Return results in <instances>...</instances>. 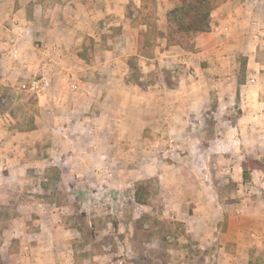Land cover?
<instances>
[{
	"label": "crops",
	"instance_id": "1",
	"mask_svg": "<svg viewBox=\"0 0 264 264\" xmlns=\"http://www.w3.org/2000/svg\"><path fill=\"white\" fill-rule=\"evenodd\" d=\"M122 1L0 0V96L5 87L23 85L38 75L50 80V87L34 97L38 114L30 129H19L14 120L0 117V210L8 209L0 215V250L10 249L18 240L19 247L11 248L10 255L24 264H72L74 256L68 249L70 236L65 233L61 241L50 219L41 214L42 205L24 201L15 193L28 183V177L45 175L50 166L60 176L113 175L118 159H135V148L145 143V134L163 138L159 129H171L180 143H198L202 141L199 137L179 133V129L202 126V121L191 116L201 108L186 105L185 96L197 103L196 84H206L215 76L233 80L241 56L247 74L254 78L251 81H264V63L257 59L264 49V0H224L211 11L208 31L194 35L188 50L164 40L155 56L142 58L147 70L185 65L171 89L127 82L125 58L138 55L136 51L124 53L128 47L137 48V41ZM88 41L92 46H87ZM70 76L76 90L70 88ZM263 90L261 86L256 92ZM165 95L173 96L177 104L171 119L162 111L165 105L157 103ZM228 124H214L229 128L217 140H231L237 129L255 126L241 119ZM197 192L188 204L199 209L200 215L189 211L188 217L206 229L211 226L207 216L216 209V202L206 183L199 184ZM22 207L35 215L22 216ZM263 241L251 244L258 246ZM247 243L238 236L237 255L223 243L214 264H248ZM61 244L63 249L58 247Z\"/></svg>",
	"mask_w": 264,
	"mask_h": 264
},
{
	"label": "rangeland",
	"instance_id": "2",
	"mask_svg": "<svg viewBox=\"0 0 264 264\" xmlns=\"http://www.w3.org/2000/svg\"><path fill=\"white\" fill-rule=\"evenodd\" d=\"M214 1L219 6L224 0ZM181 2H121L137 41V48L128 47L124 52L130 55L136 51L138 55L125 58L129 67L127 82H138L145 88L156 84L174 87L177 82L174 78L184 70V64L147 70L142 58L155 56L164 40L170 43L167 28L163 31V27L173 26L172 13ZM116 31L113 34H118ZM192 38H183L179 44L188 50ZM243 59L242 56L238 59V72L233 80L215 76L206 84H196L193 88L199 95L196 104L190 101L192 96H185L186 105L201 108L191 116L203 123L201 127L179 129V133L192 134L202 141L180 143L171 129H159L156 131L163 138L145 134V143L135 148L138 150L135 159H118L113 175L60 176L50 166L47 174L28 177V183L24 182L20 192H15L24 201L42 205L41 214L50 219L62 242L68 233L71 240L68 249L74 255L72 264H118L121 259L123 264H214L223 243L231 254L237 255L239 235L249 242L248 264H264V241L258 246L251 244L264 239V92H256L261 86L264 89V81L260 84L251 81L254 78L247 74ZM257 59L264 63V49ZM34 97L21 84L5 87L0 96V117L14 120L19 129H30L38 114ZM157 103L165 105L161 109L171 119L172 107L177 105L174 97L165 95ZM237 119L255 126L237 129L231 140H217L229 128L214 124L224 121L230 125ZM139 150L145 152L140 154ZM244 168L247 177L242 176ZM205 183L216 202V209L207 216L212 229L199 227L188 217L189 211L200 215L199 209L189 207L188 203L199 195V184L203 187ZM109 190L122 195L112 206L102 196ZM201 195L205 197L204 192ZM6 211L7 208L1 209L0 215ZM29 214L35 212L22 207V216ZM17 241L10 245L13 251L19 247ZM58 247L63 249L62 244ZM10 249L0 250V264H24L19 257L10 255Z\"/></svg>",
	"mask_w": 264,
	"mask_h": 264
},
{
	"label": "trees",
	"instance_id": "3",
	"mask_svg": "<svg viewBox=\"0 0 264 264\" xmlns=\"http://www.w3.org/2000/svg\"><path fill=\"white\" fill-rule=\"evenodd\" d=\"M218 5L214 0H182L173 11L174 24L167 26L169 45L180 43L183 38H190L196 34L207 32L211 11ZM244 166V165H243ZM248 173L243 169V177Z\"/></svg>",
	"mask_w": 264,
	"mask_h": 264
},
{
	"label": "built area",
	"instance_id": "4",
	"mask_svg": "<svg viewBox=\"0 0 264 264\" xmlns=\"http://www.w3.org/2000/svg\"><path fill=\"white\" fill-rule=\"evenodd\" d=\"M74 80L70 76L69 82H70V88L72 90L77 89V84L73 82ZM23 88H26L28 92L33 94L34 96H38L40 94H43L49 87H50V80L45 75H38L35 77H32L28 80L27 83L22 85ZM105 196V201L109 202V205L112 206V203H118V197L121 196V193H118L117 191H111ZM104 193V192H103ZM116 201V202H115ZM118 264H123V260H119Z\"/></svg>",
	"mask_w": 264,
	"mask_h": 264
}]
</instances>
